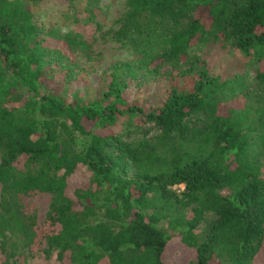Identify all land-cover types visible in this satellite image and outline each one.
Masks as SVG:
<instances>
[{
    "label": "trees",
    "instance_id": "trees-1",
    "mask_svg": "<svg viewBox=\"0 0 264 264\" xmlns=\"http://www.w3.org/2000/svg\"><path fill=\"white\" fill-rule=\"evenodd\" d=\"M40 1L0 0V264H264V0H121L116 28L100 0L39 27ZM107 37L131 55L86 96ZM202 45L252 79L211 76Z\"/></svg>",
    "mask_w": 264,
    "mask_h": 264
},
{
    "label": "rangeland",
    "instance_id": "rangeland-1",
    "mask_svg": "<svg viewBox=\"0 0 264 264\" xmlns=\"http://www.w3.org/2000/svg\"><path fill=\"white\" fill-rule=\"evenodd\" d=\"M108 0H100L102 3L101 6L103 9H106L108 14L106 21L109 27H115L114 18L120 16V14L124 11V6L121 0L116 1L115 3H111L107 7H105V3ZM76 4L82 10L86 4V0H76ZM68 5V0H42L39 3L31 4L30 8L33 13V18H35V22L39 27H45L48 25H55L58 23L59 15L58 11L62 8H65ZM82 12L78 15L81 17ZM83 16H88V12H85ZM66 25L59 24L62 29H72L75 27V24L69 20L64 21ZM116 28V27H115ZM97 50H103L104 60L97 66L95 72H91L89 74L90 82L87 84V87H83L81 89L82 92H86V96H95L97 91H95V87L97 86L99 75L103 71H110V66L112 63L124 60L129 58L131 53H128V50H125L124 47L117 41L111 40L109 37L106 40H99L96 44ZM195 54L201 55L206 62V70L208 73L213 75L220 76L221 79L231 78L237 75L248 79V82L252 79L253 76V63L251 59L245 54L241 53L235 49H222L218 46H206L202 45L200 48L193 50ZM144 83L143 92L147 96H151L154 92L158 95L163 94L162 83L154 80L147 79ZM76 84L75 86H77ZM82 85V84H80ZM86 86V85H85ZM50 196L47 194L35 195L25 200V203L28 204V208L35 211L37 214L38 220L42 219L49 203ZM22 235H14L12 236V241L19 246L22 250ZM44 248L40 246V248L34 252V255L29 257L28 264H46L49 263L51 259L54 258V253L51 254L49 258H47L42 251ZM10 260V259H9ZM5 261V255L0 253V263Z\"/></svg>",
    "mask_w": 264,
    "mask_h": 264
}]
</instances>
